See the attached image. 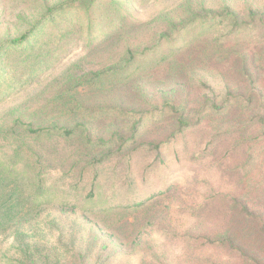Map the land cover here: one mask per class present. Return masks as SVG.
I'll return each mask as SVG.
<instances>
[{"label":"rangeland","instance_id":"374dc122","mask_svg":"<svg viewBox=\"0 0 264 264\" xmlns=\"http://www.w3.org/2000/svg\"><path fill=\"white\" fill-rule=\"evenodd\" d=\"M68 1L70 0H0V48L4 43L29 31L52 7ZM109 1L98 0L106 5ZM112 1L116 3L125 20L120 34L104 40L99 33L90 34L84 21L81 35L76 27V37L79 38L77 43L67 44L63 49L65 52L62 50L61 54L53 52L52 56H59L52 59L54 64L43 77L26 89L0 101V158L10 161L13 145L21 144L20 153L31 149L32 153L41 154L52 161L55 158L56 161L51 163L43 176L49 181L48 184L53 186L52 191H57L53 199L55 206L25 222L23 228L27 230L26 233L29 232L31 237H35L29 236L24 241L29 243V246L36 244L42 255L49 253L51 258L48 264L55 263L52 252H64L62 245L69 242L71 234L75 237L71 252H64L59 258L56 253V264H80L83 259H79L78 255H82L89 246H92L91 250L95 254L101 244L105 245V249L113 251L111 264H152L153 254L156 256L153 264H264V198L258 196L257 190L248 180L247 177L251 175L244 170L240 173L238 168L245 160V150L252 142L255 127L249 125L247 128L250 140H240L236 132L224 133L223 138H217V144L207 145V151L205 150L206 143L208 144L219 129L216 127L232 119L233 113L239 112L236 106L228 107L222 118H206L196 128L186 130L182 135L175 137V142L169 143L166 149L160 147L158 150L163 164H156L160 167L158 170L147 169L149 180L139 183L140 188L146 190L142 194L144 198L164 190L169 184L177 187L175 193L169 194V199H164L168 206H160L157 203L159 211L169 207L168 211L163 210V217L158 216V223L162 226L171 225L173 235L163 236L142 230V235L137 237L136 241L134 239L130 242L133 232L114 230L123 237L124 245H121L115 240L116 236L111 234V227L103 229L96 226L91 218L79 216V211L71 212L69 208L60 207L63 199L67 198L69 202L73 196L72 191H63V184H69L73 174L63 175L59 171L60 159H64L65 165L75 163L76 167H84L83 172L90 171L92 166L86 164V161L94 159L90 158L92 153L87 157L90 142L106 138L107 133L109 135L116 127L110 118L100 120L99 104L112 110L122 107L132 121L144 117L145 121L140 128L148 127L149 131L141 138L154 143L165 141L169 134L172 124L170 119L164 118L159 122L156 119L161 111L163 96L172 91L176 92L179 99H186L188 104H185V108L192 116L199 113L206 98L214 94L220 102L228 92L238 99L242 98L241 100L252 96L258 102L262 98V103L256 109L264 112V33L260 29H257L255 34L251 30L238 35L227 34L226 31L227 41H230L226 46H230L237 39L240 51L237 49V52L218 59L214 57L199 60L200 50L196 52L195 48L191 54H185L173 64L176 65L173 69L185 68L183 72L171 77L172 65L156 68L142 75L143 88L130 80L125 86L105 92L103 97L98 91L79 89L76 94L71 95L74 98L69 104L66 103V97L63 100L55 98L56 93L63 88L66 77L70 75V70L75 69L77 65L78 72L84 73L113 66L125 46H146L144 52L152 49L166 52L169 45L189 41L195 31L187 34L179 28L180 23L190 21L193 15H200L206 18V22H211L213 15L222 14L226 10L235 11L241 19L251 16L252 13L259 15L264 11V0ZM161 34L166 37L160 39ZM29 49L30 47L23 51L28 53ZM161 80L166 83H160ZM76 102L82 103L83 109L89 108L97 113L89 114L80 110L79 113L84 115V118H79L80 124H76L72 110ZM205 109L207 110H204V113L211 112L208 106ZM17 119L24 123L31 121L33 128L52 126V123H56L58 127L74 128L77 135L68 142L57 140L55 137L38 138L28 133L18 139L20 133L16 134V131L12 130ZM121 125L118 124L117 127ZM202 126L205 128L201 129ZM209 130L211 132L208 133ZM129 136L130 134H126L124 137ZM42 147H48L47 152H43ZM136 150L133 175L139 178L143 168L158 160L146 147L139 146ZM260 151L261 155L255 160L251 173L254 178L252 183H261L264 179V151ZM199 153H203L205 157L201 158ZM29 157L30 155L26 159ZM236 168L240 176L244 173V184L238 180ZM79 171L77 168V174ZM57 186L60 187L58 190ZM206 202L207 204L202 206ZM240 204L250 206L260 217H255V214L252 217H241L236 210L229 208ZM60 227H63V233L66 232L61 240L58 231ZM225 227L231 237L241 241L246 255H241L235 250L220 251L199 240L200 237L220 233ZM12 233L14 230L0 236L1 249L5 250L6 260H23L25 258L22 248L19 250L18 242L14 239L15 236L13 237L15 233L10 236ZM33 260L36 264L40 263L37 258Z\"/></svg>","mask_w":264,"mask_h":264},{"label":"trees","instance_id":"16d2710c","mask_svg":"<svg viewBox=\"0 0 264 264\" xmlns=\"http://www.w3.org/2000/svg\"><path fill=\"white\" fill-rule=\"evenodd\" d=\"M115 5L116 3L112 0L107 5L99 3L98 0H70L52 7L29 31L4 43L0 48V101L26 89L34 81L43 77L54 64L52 59L59 56H52V53L61 54L67 44L77 43L79 38L76 35L78 33L81 35L84 21L85 28L90 34L99 33L105 38L104 40L112 39L120 34L125 25V20L118 11V6ZM205 19L196 14L185 24L180 23L179 29L181 31H185L187 34L194 31L196 33L194 32L187 42L169 45L166 52L158 49L144 52L147 49L146 46L141 48L125 46L121 56L116 59L113 66L79 73V65H77L75 69L70 70V75L66 77L62 85L63 88L56 93L55 98L63 100L66 97L68 99L66 103L69 104L74 98L71 95L76 94L79 89L98 91L103 97L105 92L125 86L130 80L142 87V75L156 68H161L167 64L168 67L172 65L171 77L178 72H183L185 68L173 69L176 67L173 64L178 61L177 59L183 58L185 54H191L195 48H197L196 52L200 50L199 60L214 59V57L218 59L237 52V49L240 51V43L237 39L230 46H226L230 43L227 41V34L238 35L246 30H251L255 34L257 29L264 33V11L259 15L252 13L251 16L241 19L235 11L226 10L222 14L213 15L210 19L211 22H206ZM226 31H228L227 34ZM164 37L166 36L159 35L160 39ZM29 47L28 53H25L23 50ZM243 70L248 73L246 68ZM160 83L166 82L161 80ZM16 86L19 87L16 88ZM142 92L145 93L144 90ZM241 99L228 92L218 102L217 96L212 94V97L205 99L199 113L192 116L185 108V104H188L186 99L182 97L179 99L175 91L170 92L163 96L161 111H159L156 120L159 122L164 118H169L172 124L166 140L157 143L147 142L141 138L145 137L149 131L148 127L140 128L145 121L144 117L132 121L122 107H115V110H112L106 105L99 104L100 120L110 118L116 127L112 129L109 135L107 133L106 138L97 139L95 142L89 141L91 146L87 150V157L92 153L90 158H94L92 161H86V164L92 166L90 171L85 170L83 172L82 168L84 167H76L75 163L65 165L64 159H60L59 171L63 175L73 174L70 183L63 184V191L73 192L72 199L69 201L70 203L67 198L63 199L59 204L60 207L69 208L71 212L79 211V216L91 218L96 226L103 229L107 230L108 226L111 227L110 231L113 232L111 234L116 236L114 239L121 245H124L123 237L118 233L116 234L114 230L133 232L130 242L134 239L136 241V238L142 235V230L160 233L163 236L173 235L171 225L162 226L158 223V216L159 218L163 217V210L168 211L169 207L159 211L157 210V203L160 206H168L164 199H169V194L175 193L177 187L169 184L164 190L144 198L142 194L146 190L141 189L139 183L149 180L147 169L158 170L160 167L156 164H163V158L158 150L160 147L166 149L169 143L175 142V137L182 135L186 130L196 128L206 118L216 116L222 118L230 106H236L239 112L233 113L232 119L216 127L219 128L218 131L213 134L208 144L206 143L205 148L207 145L217 144V138H223L224 133L236 132L239 134L240 140L243 141L248 138L250 140L251 136L247 128L249 125H253L255 130L252 142L246 148L245 160L238 168H240V173L244 170L251 175V177H247L248 180L257 190L258 196L264 198V179L261 183H252L254 178L251 174L255 160L261 155L260 150L264 151V112L256 109L262 103L260 101L262 98L258 102L252 96L246 97L245 100ZM207 106L211 112L204 113ZM72 110H74V121L78 125L80 124L79 118H84V115L79 113L80 110L89 114L97 113L89 108L83 109V104L80 102H76ZM62 113L65 114V111ZM52 124V126L33 128L31 121L24 123L21 119H17L12 130L16 131V134L17 132L20 133L18 139H22L23 134L28 133L38 138L52 139L55 137L57 140L68 142L72 140L74 135H77L74 128L58 127L56 123ZM118 124L121 126L117 127ZM203 128L205 126L201 127V129ZM233 128H236L235 131H231ZM209 132L211 131L209 130ZM126 134H130V136L125 138ZM139 146L146 147L158 161H153L143 168L139 178H136L133 175V159L136 155V148ZM20 147L21 144L13 145L10 161H3L0 158V236L14 230L15 234L12 233L10 236L14 234L13 237L15 236L14 239L18 242L19 250L22 248V255L25 259L6 260L5 250L1 249L2 241L0 240V264H36L34 258H37L39 264H48L51 258L50 254L42 255L36 244L29 246V243L24 240L31 234L26 233L27 230L23 227H25L27 220L30 221L47 208L55 206L53 199L57 191H52L53 186L48 184L49 181L43 176L51 163L56 161L55 158L52 161V159L44 158L41 154L32 153L31 149L25 153H20ZM42 149L43 152H47L48 147H42ZM205 150L207 151V148ZM199 154L201 158L205 157L203 153ZM29 155L30 157L26 159ZM20 160L24 161L21 162ZM77 168L80 169L78 174ZM240 173L238 170L237 174ZM243 174L242 176L239 175L238 178L242 184L245 181ZM58 188L60 187L57 186V190ZM206 204L207 202L203 203L202 206ZM235 206L229 208L236 210L241 217H252L254 214L255 217H260L255 211H252L250 206L245 204ZM62 228L60 227L58 230L59 240L66 235ZM262 229L264 232V223ZM199 240L220 251L235 250L241 255H246L241 241L231 237L227 227L220 233L209 237H200ZM68 241L66 245H62L67 254L71 252V245L75 243L74 235L71 234ZM104 247L105 245H99L95 254L91 250L92 246H89V249L87 247L82 255H78L79 259H83L80 264H85L86 261L88 264H111L114 253ZM64 252H52L55 260L53 264L58 262L56 253H58L57 257L59 258L60 254L63 255ZM36 253L41 255L35 256ZM151 257V261L154 263L155 254Z\"/></svg>","mask_w":264,"mask_h":264}]
</instances>
